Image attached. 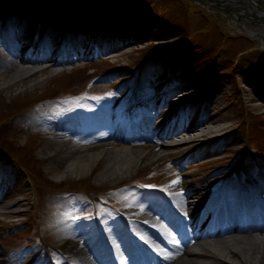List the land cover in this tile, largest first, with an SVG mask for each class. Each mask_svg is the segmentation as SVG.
I'll use <instances>...</instances> for the list:
<instances>
[{
	"label": "rangeland",
	"instance_id": "rangeland-1",
	"mask_svg": "<svg viewBox=\"0 0 264 264\" xmlns=\"http://www.w3.org/2000/svg\"><path fill=\"white\" fill-rule=\"evenodd\" d=\"M76 1L91 12L119 8L125 14L131 11L145 15L149 26L137 41L130 40L118 47L117 50L124 51L121 55L112 56V49L100 48L86 59L64 63L63 67L70 70L66 77L49 78L40 87L28 90L13 86L0 93V191L5 193L4 201L16 203L10 208L14 212H0V264H29L33 259L47 264L50 255L62 264L69 257L64 248L66 242L98 247L97 223L94 218L90 224L87 221L92 220L95 212L103 214L98 225L106 234L120 226V213L126 216L132 210L153 204L150 196L141 192L142 186L160 187L167 194L186 187L200 189L216 180L202 178L204 173L219 167L229 171L239 166L243 170L244 165L235 161L244 153L249 162L245 168L255 169L249 152L264 154V52L258 50V41L241 38L242 31L230 21L202 15L200 6L190 0H146L152 5L148 11L140 9L144 8L142 0L130 1L131 4L125 0ZM202 3L218 8L213 1ZM259 7L264 8V0ZM213 14L217 16V12ZM3 53L0 50V55ZM140 74L143 77L138 81ZM150 80H155L153 86L149 84L153 91L162 85L204 86L211 92L205 99L216 96V90L229 95L211 120L216 123L211 124L212 129L224 128L210 133L203 142L171 149L180 150L178 157L165 154L157 163L135 170L122 181L107 184H99L96 178L100 166L81 177H72L62 174L54 157H46V146L74 141L66 136L58 138L64 131L50 130L47 125L71 129L78 136L111 134V130L99 133L102 127L120 131L125 125L116 121L122 120L118 115L122 116L123 107L129 104L123 92ZM111 82L113 85H107ZM94 86L105 91L98 89L89 95L90 100H100L105 108L93 121L88 117L78 124L66 125L69 111L65 107L76 105L83 90ZM53 89L57 90L52 94L49 91ZM198 104L194 103L193 110H197ZM114 105L115 119L111 112ZM203 109L196 113V119L203 116ZM28 122L44 125L22 132ZM225 132L228 133L219 136ZM215 137L220 138L212 140ZM151 140L156 139L144 138L140 143H153ZM85 146L89 144L78 145ZM202 146L208 149L206 155L198 154ZM258 156L254 157L255 162L264 168V158ZM180 166L194 175L186 183L170 187L168 181L177 174L168 175L166 171ZM96 192L105 195L95 197ZM108 203L116 206L119 214L113 213Z\"/></svg>",
	"mask_w": 264,
	"mask_h": 264
},
{
	"label": "bare ground",
	"instance_id": "bare-ground-1",
	"mask_svg": "<svg viewBox=\"0 0 264 264\" xmlns=\"http://www.w3.org/2000/svg\"><path fill=\"white\" fill-rule=\"evenodd\" d=\"M254 1L257 3L261 0ZM36 2L37 0H0V50L4 51L0 55V93L13 86L28 90L40 87L49 78L66 77L70 70L63 67L64 63H75L76 60L96 54V51H93L95 41L90 39L93 35L90 30H98L101 36L98 40L104 41L102 51L112 49V56L121 55L124 51L117 50L118 47L139 38L134 32L140 25L124 21L105 26L93 15L103 12L99 10L85 14L83 10L86 8L79 6L76 0H46V6L58 7L50 21L45 19L47 11L43 8L42 22L26 23L25 16H35L38 9V4H34ZM254 7L256 14L260 13L255 3ZM105 12L102 16H106ZM64 15L68 19L64 18ZM10 18H13L12 22L9 21ZM248 30L251 32L256 28ZM70 49L76 53L72 55ZM149 84L153 86L155 80L123 92V97L129 98V106L123 107L122 121L128 120L129 126L126 127V124L120 131L102 127L98 129L99 133L111 130V134L103 137L82 134L80 137L71 129L47 125L50 130L64 131L58 138L66 136L74 141H62L46 146V157H54L59 168H62V174L72 177H81L100 166L96 178L99 184H107L122 181L135 170L157 163L165 154L178 157L180 150H170L203 142L210 133L224 128H211V124H216L211 121L213 116L223 108L217 102V110H212L209 106L207 113L205 105L203 116L196 119L201 105L193 112L194 103L206 101L208 98L205 97L211 95L204 86L162 85L161 89L153 91ZM98 89L105 91L100 86L84 89L77 101L86 105L92 103L88 96ZM56 90L49 92L53 94ZM119 94L120 92L117 95ZM182 101L184 106L177 111V105ZM99 113L98 107H92L89 120L96 119ZM156 116H159V119ZM80 117L82 121L88 118ZM75 122L70 120L67 124ZM42 125V122H28L21 131L37 129ZM93 129L95 128L88 132ZM144 138L156 140H151L153 143H140ZM81 144L89 146L78 147ZM207 152L208 149L202 146L198 154L206 155ZM185 164L187 165L186 162ZM182 169L181 166L167 169L166 174H177L168 181L170 187L184 184L194 175ZM236 171L239 180L235 179L234 171L219 167L202 175V178H216L210 183L207 182L203 188L186 187L184 190H173L168 195L156 192L151 199L153 204L126 214L127 226L121 225L116 231L106 232L104 242L107 244L100 243L95 248L89 243L82 246L72 242L64 243L70 258L65 264H111L110 259L114 264H135L139 260L138 250L153 264H264V223L249 224L245 227L235 222L237 212L241 211L238 206L242 202L246 204V201L259 203L262 208L260 215L264 216V168L255 170L249 166L244 167L245 174L250 175L252 179L237 167ZM152 174L146 173L147 176ZM235 184L239 185L241 195L238 188L234 189ZM4 196L5 193L0 191V212H14L10 208L16 203L4 201ZM217 204H220V208L215 206ZM212 205L219 209L218 212L212 210ZM225 210L228 213L226 215ZM208 213V222L203 223ZM221 217H226L230 225L221 227ZM181 219L188 233L179 231L177 222ZM125 230H129L127 239L124 237ZM154 230L168 239V242L162 243V239L156 236ZM150 249L157 254L156 258L149 254Z\"/></svg>",
	"mask_w": 264,
	"mask_h": 264
},
{
	"label": "trees",
	"instance_id": "trees-1",
	"mask_svg": "<svg viewBox=\"0 0 264 264\" xmlns=\"http://www.w3.org/2000/svg\"><path fill=\"white\" fill-rule=\"evenodd\" d=\"M111 1V0H110ZM113 1H115V0H113ZM117 2L118 1H121V0H116ZM126 2H128L129 4H131L130 3V1H132L133 2V0H125ZM144 2H146V3H144ZM135 4V3H134ZM143 6H144V8H141L140 6H136V7H140V9L141 10H144V11H146L147 9H149V7H151L152 5L151 4H149L148 5V3H147V1L146 0H142V3H141ZM152 8V7H151ZM148 11V10H147ZM148 13V12H147Z\"/></svg>",
	"mask_w": 264,
	"mask_h": 264
},
{
	"label": "water",
	"instance_id": "water-1",
	"mask_svg": "<svg viewBox=\"0 0 264 264\" xmlns=\"http://www.w3.org/2000/svg\"><path fill=\"white\" fill-rule=\"evenodd\" d=\"M192 2H204L205 0H190ZM214 2V5L219 6L224 4L227 0H211ZM224 6H226V4H224ZM226 9H229V7H226Z\"/></svg>",
	"mask_w": 264,
	"mask_h": 264
}]
</instances>
